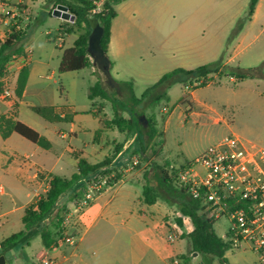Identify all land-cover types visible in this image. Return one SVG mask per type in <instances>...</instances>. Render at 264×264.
I'll return each instance as SVG.
<instances>
[{"label":"rangeland","instance_id":"rangeland-1","mask_svg":"<svg viewBox=\"0 0 264 264\" xmlns=\"http://www.w3.org/2000/svg\"><path fill=\"white\" fill-rule=\"evenodd\" d=\"M25 1H29L33 5L38 3L39 0ZM155 1L151 2V9L167 16L165 20L160 17L158 21L160 23L157 26L167 29L165 31L170 33V36L175 35V41L170 53H166L161 48V40L153 39L151 35H130V46L125 50V58L121 60L123 68L120 70L121 76L119 79L127 82L132 81L134 91L138 97H141L149 87L155 85L162 76L177 69L189 71L202 65L219 63L223 58L228 59L235 55L236 57L229 68L236 73H245L250 69L259 67H263L264 72V0L258 15L245 24L242 21L247 15L251 0H158V7H156ZM166 2L169 4V12L164 11ZM45 3L46 5L43 8L49 6V0H46ZM38 11L40 12L41 22L37 23L36 18L31 13L23 17L21 9H19L20 13L18 12V14L20 16L16 22L26 26L27 31L30 29L22 42L23 51L33 47L34 61L50 62L49 66H42L39 75L44 76L46 82L52 84L55 88L56 101L66 103L67 98L69 103L74 105L76 109V113L72 115L73 121L57 125V127L67 133L74 130L80 134L83 132L94 133L102 125L103 119L110 124L103 123L106 128L114 125L111 123L115 115L111 103L101 98L89 99L90 88L96 84L97 79L103 78L102 71L89 67L81 71L61 74L58 65L60 66L65 49L56 47L47 37V32H56L59 21L50 14L42 17V11L39 8ZM117 13L120 14L116 21L118 28L121 26H135L134 22L137 21L138 17L134 20L123 11L117 10ZM148 19L150 20V18ZM14 24L15 21H11V25H1L0 28L2 30L7 29V27L12 29ZM27 24H29L28 27ZM148 27H151V25ZM82 32L81 29L74 26L66 47L71 46ZM3 42V37H0V48ZM212 50H218V60H209V54ZM203 54L208 56L204 57ZM53 72H55L54 79L48 80L47 77ZM210 78L212 81L207 83V86L198 88L197 98L216 108L225 122L217 123L215 120L208 118H203L197 123L193 118L189 121L181 120L179 117L181 111L178 107L174 108V106L183 95L186 99L191 100L190 94L187 93L189 84L184 85L182 82H175L167 88L168 99H163L158 104L151 105L153 97H149L143 105L136 107V112L146 117L156 115L163 104L174 108L171 130L166 133L163 147L165 156L174 162L177 167L195 162L211 146L228 135H236L246 143L264 148V78H247L240 81L230 77L221 78L218 74H213ZM117 100L120 105L122 104L125 107L130 103L127 88ZM33 102L36 103L35 105L40 103L37 100ZM100 104L106 108L105 115L99 114L103 109ZM96 111L98 112L96 113ZM196 111L201 110L197 109ZM124 114L131 118L130 112L127 111ZM158 115L161 119L159 126H161L167 115L163 112H159ZM145 129L148 130V127ZM160 136L153 149L149 150L148 155L151 157H153L151 150L158 152L157 144L160 140H164L161 134ZM58 140L61 143V149L70 150L68 148L69 144L73 148L84 149L80 140ZM138 152H140V149ZM63 154L64 161L72 165L74 163L72 156L68 152ZM140 158L141 162L135 170L140 168L144 161L142 157ZM171 161H169V166L166 165V171L169 173H171ZM164 162L168 164L166 163L168 161L165 160ZM164 162L160 164L162 167ZM67 164H65L66 175L72 169ZM155 164L157 165L158 162H155ZM153 167L156 166L153 165ZM152 172L148 171L145 179L150 181L154 187H157L159 194L164 195L162 187L160 185L156 186L152 182L155 179ZM184 199H188L190 203H193L187 195H184ZM176 202L175 199L169 202L160 199V203L169 210L165 223L173 216L183 219L184 226L177 230L179 236L172 243L169 242L165 233V223L161 234L159 233L160 229L156 226H152L151 234L159 236L162 244L172 253L174 261L181 259L187 264H221L218 258L200 255L198 252L193 251L187 238H185L194 229L192 220L190 217L183 216L180 206ZM63 206H66V210H69L67 203L62 202L57 205L55 212ZM150 206H146L149 219L152 218L151 213L155 211ZM18 214L24 216V212L19 211ZM20 216L13 217L14 225L7 228L5 233L10 235L24 228ZM67 217L72 219L71 214H68ZM70 221L64 223V233L61 241L63 247L69 245L66 241L65 231H67ZM229 228L230 223L225 218L215 220L213 225L215 233L221 238L224 237ZM41 246L42 242L39 238L33 244V251L38 252ZM103 249H92L90 253H100ZM81 252L86 253L88 251L82 249ZM23 254L22 246L12 249L5 254L6 264H19ZM195 254L198 255L195 256ZM225 259L228 264H259L260 262L258 254L243 250L227 251Z\"/></svg>","mask_w":264,"mask_h":264},{"label":"crops","instance_id":"crops-1","mask_svg":"<svg viewBox=\"0 0 264 264\" xmlns=\"http://www.w3.org/2000/svg\"><path fill=\"white\" fill-rule=\"evenodd\" d=\"M45 1L39 0L38 3L32 5L25 0H10V5L17 13L21 9L23 17L31 13L36 18L37 23H39L41 20L38 8L42 11V17L54 11L53 5L43 8L46 5ZM262 1H259L254 16L258 15ZM151 2L153 0H126L115 7L116 11L125 12L131 19L135 20L138 17L137 21L134 22V27L121 26L118 28L116 21L120 14L112 24L108 57L113 63L112 75L119 80L118 82H127L119 78L121 76L120 70L123 68L121 60L125 58V50L130 46V35H151L153 39L161 40V48L166 53H170V49L173 47L175 35L170 36V33L165 31L167 29L157 26L160 23L158 22L160 17L165 20L167 16L159 11L154 12L151 9ZM157 2L158 0L155 1L156 5L158 4ZM169 10V4L166 2L164 11L169 12ZM54 18L59 21L57 30L67 27L70 28L72 33L75 26L74 23L57 17ZM149 25L151 27H148ZM13 29L14 26L12 27ZM6 30L9 32L8 30L11 29L7 27V29L2 30L0 28V37H3L4 42L11 36L5 35ZM29 30L24 29L26 33ZM31 48L33 49V47ZM62 49H66V46ZM153 54L156 56L155 53ZM218 54V50H212L209 54V60H218ZM25 56L26 49L16 58L17 65L9 79L13 95L19 73L24 68L29 69L27 86L24 90L23 98L19 102L17 120L47 138L52 147L48 150L43 149L18 134H12L7 139H3L0 134V244L15 234L9 235L5 233L7 228L14 225L13 217L21 215L20 220L24 223L26 209L36 205L46 195L49 190L50 176L57 175L71 178L78 171L77 158H80L87 160L91 165L106 162V165L97 173L109 172L114 177L117 175L119 179L109 189L100 194L79 215L73 213L75 201L69 199L76 189L65 194L58 204L67 203L68 214H71L72 219H70V225L65 233L74 244L64 247L60 245L54 250H47L42 243L39 251L35 252L33 251V244L40 238L36 237L29 246L23 248L24 254L21 256L22 260L19 264H38L46 258L55 259L58 264H173L172 253L162 244L159 236L151 234L152 226L160 229V234L163 232V226L169 210L159 200L150 206L155 211L151 213L152 218L149 219L148 211L146 210V206L149 205L145 203L143 197V188L147 184L145 179L147 172L153 171L152 174L155 179L152 182L157 186L156 179H161L162 170L166 168L164 161L166 160L168 161L166 163H169L171 160L165 156L164 147H162V152L159 156L156 157L154 155L155 151L151 150L153 157L148 155L149 159L143 161L140 168L128 170L133 158L138 156V150L145 146L147 153H149L158 138L150 140L146 133H139L137 129L130 131L126 126L119 128L116 125H112L106 128L103 126V123H105L104 119L102 120V125L94 133L83 132L78 134L74 130L67 133L63 129L58 128L57 125L73 121L72 115L76 113V109L74 105L69 103L67 98L66 103L56 101L55 88L52 84L46 82L44 76L39 75L42 66H49L50 62L34 61L32 56L30 63L24 65ZM203 56L208 55L203 54ZM235 57L236 55L228 59L223 58L221 66L229 67ZM54 74L55 72L48 76L47 79L53 80ZM197 93L198 89L190 94L191 100L186 99L183 103L178 100L175 104L174 108L178 107L181 111L179 115L181 120L189 121L193 118L197 123L203 118H208L215 120L217 123L225 122L216 108L197 98ZM135 95L137 98L142 97H138L136 93ZM31 99L40 103L35 105L36 103L30 101ZM33 107L51 108L47 115L58 117L59 120L50 121L35 113L32 110ZM101 107L103 109L99 114L105 115L107 112L106 108L103 105ZM165 107L170 112L166 114L167 116L164 115L163 125L159 126L161 119L158 113H162ZM174 108L163 104L156 114L157 129L163 136L164 143L166 133L171 130ZM197 109L201 111L198 112L196 111ZM96 113L95 115H97ZM1 116H11V105L6 99L0 98ZM123 118L130 120V117L126 114H123ZM58 139L80 140L84 149L73 148L71 144L68 146L70 150L61 149V143ZM64 152H68L72 156L74 160L72 165L64 161ZM155 162H158V164L156 165ZM162 162H164L163 167L160 165ZM171 163L170 166H176L174 162L171 161ZM65 164L72 168L68 175L65 174ZM153 165L156 167H153ZM19 211L24 212V216L18 214ZM23 230L24 228L16 233ZM96 248L104 249L100 253H90L92 249ZM82 249H86L88 252H81Z\"/></svg>","mask_w":264,"mask_h":264},{"label":"trees","instance_id":"trees-1","mask_svg":"<svg viewBox=\"0 0 264 264\" xmlns=\"http://www.w3.org/2000/svg\"><path fill=\"white\" fill-rule=\"evenodd\" d=\"M126 0H106L103 3L102 11L96 15L90 14V11L94 7L92 0H49V5H53L55 9L59 5L68 6L71 13L76 16L75 26L84 32L73 42L69 47L64 50L59 72L69 73L84 70L89 67L100 69L95 65L93 58L89 54V39L92 33L90 25L91 19H96L101 28V40L100 45L103 49L105 57L110 63L111 69L113 63L108 57V50L111 41V31L113 21L118 17V13L115 7ZM260 0H251L249 10L242 23L245 24L250 21L256 11L257 5ZM53 12H50L52 15ZM27 35L25 31L13 32L11 36L3 43L0 48V98L4 99V83L3 78L5 76V69L7 63L14 58H17L23 53L22 42L24 37ZM224 69V70H223ZM218 74L222 77H230L236 80H244L247 78H264L263 67L250 69L245 73H236L229 67L221 66V62L216 64H209L198 67L193 70L177 69L171 73L164 75L155 85L149 87L141 98H137L134 91V83L119 82L124 93L127 88L129 93V104L125 107L118 103L120 94L107 83V79L103 74L102 79H98L96 84L90 88L89 99L94 100L101 98L104 101L111 103L114 109V125L122 128L126 126L130 131L137 129L139 133H146L150 140L161 137L157 129L156 115L147 116L149 121L148 130L138 124V120L134 115L136 107L143 105L144 101L149 97H153L152 104H158L163 99H168L166 93L167 88L175 83L182 82L185 84H192L197 79H204V83L201 87L207 86V83L211 82V75ZM29 78V69L24 68L18 75L17 83L13 95L9 98H5L10 102L11 105V116L0 117V134L3 139L9 138L12 134H18L24 139L30 141L33 144L40 146L43 149H50L51 143L41 136L37 131L27 126L26 124L17 120L19 102L23 98L24 90L27 86ZM198 89V88H197ZM186 100L185 95L179 100L183 103ZM32 110L38 115L50 120L58 121V117H50L47 112L51 108H39L33 107ZM131 113L130 120L123 118L125 112ZM139 115H141L139 113ZM105 124L110 125L105 121ZM159 151L155 152V155L159 156L162 152L164 140L158 142ZM144 161L149 159L147 148L142 146L138 153ZM146 155V157H144ZM77 173L71 178L60 177L57 175L50 176L49 190L46 195L41 198L36 205H33L26 209L24 217V230L15 233L6 240L2 241L0 246V256L5 255L7 252L15 249L19 246L23 248L29 246L30 243L36 238L40 237L43 246L47 250H54L61 245L62 234L64 233V223L68 215L66 206L59 208L56 212L57 204L60 199L68 192L76 189L71 199L74 201L79 199L85 189L86 185L82 182L83 179L89 177L92 174L97 173L102 169L106 162L98 165H91L85 159L77 158ZM169 166V163L166 164ZM167 167L162 170V177L160 180L156 179L157 186H161L164 195H161L157 191V187H154L147 179V184L143 188L144 201L148 205H153L160 199L165 201H172L175 199L177 204L180 206L184 217H190L194 226V229L185 238H187L189 245L193 251L198 252L200 255L210 256L218 258L221 264H228L225 259V255L229 249V245L223 238L219 237L214 229V220H208L201 216L199 213V206L196 203H190L188 199H184V193L177 192L172 187L171 173L166 171ZM104 175H111L109 172H103ZM119 177L116 175L111 181V185L114 181L118 180ZM178 223L181 227L184 226L182 218H178ZM261 264V263H259Z\"/></svg>","mask_w":264,"mask_h":264},{"label":"built area","instance_id":"built-area-1","mask_svg":"<svg viewBox=\"0 0 264 264\" xmlns=\"http://www.w3.org/2000/svg\"><path fill=\"white\" fill-rule=\"evenodd\" d=\"M106 0H92L94 7L91 16L102 11ZM20 15L12 9L10 0H0V26L11 25L14 29L5 31L8 37L13 32L24 31L26 26L18 24ZM22 17V16H21ZM70 28L62 27L56 32H47L51 43L58 48H64L71 36ZM33 49L26 50L24 65L32 60ZM17 65L16 58L11 59L4 71V99L12 96L9 79ZM204 79H197L187 86L189 94L199 88ZM168 108L163 113L168 114ZM140 156H135L131 162L132 170L139 166ZM172 187L184 193L199 206V213L208 220L225 218L230 223L228 232L223 239L229 245L228 251H252L259 255L264 264V148L244 142L236 135H228L220 142L211 146L193 163L185 166H171ZM113 175L95 173L83 179L86 189L83 195L75 200L73 213L82 214L97 197L109 189ZM70 217H66L65 224ZM167 225V226H166ZM171 227V229H170ZM181 228L178 218L173 216L165 223V233L169 242H173ZM67 243L73 245L71 238ZM1 249V246H0ZM38 264H58L55 259L46 258ZM173 264H187L177 259Z\"/></svg>","mask_w":264,"mask_h":264},{"label":"water","instance_id":"water-1","mask_svg":"<svg viewBox=\"0 0 264 264\" xmlns=\"http://www.w3.org/2000/svg\"><path fill=\"white\" fill-rule=\"evenodd\" d=\"M54 17L63 19L67 22L75 23L76 16L71 13L68 6L65 5H59L57 6L52 14ZM90 25L92 28V33L90 35L89 39V54L91 58H93L95 65L102 71L104 76L107 79V83L112 86L118 94L122 93V88L119 82L113 77L111 72V66L107 58L105 57V54L103 52V49L100 45L101 40V28L99 26V23L96 19L90 20ZM135 117L138 120V124L141 125L143 128H147L149 126V121L146 116L139 115L137 112H135ZM198 254H195L197 256ZM6 257L5 255L0 256V264H6Z\"/></svg>","mask_w":264,"mask_h":264}]
</instances>
